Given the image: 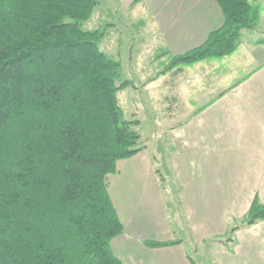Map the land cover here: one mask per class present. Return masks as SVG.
<instances>
[{
	"label": "trees",
	"instance_id": "1",
	"mask_svg": "<svg viewBox=\"0 0 264 264\" xmlns=\"http://www.w3.org/2000/svg\"><path fill=\"white\" fill-rule=\"evenodd\" d=\"M215 1L222 24L183 53L165 50L167 70L230 54L259 24L258 0ZM97 3L0 0V264H123L110 245L124 228L106 176L146 146L117 99L133 81L100 49L104 31L83 27ZM262 220L254 197L231 231Z\"/></svg>",
	"mask_w": 264,
	"mask_h": 264
},
{
	"label": "crops",
	"instance_id": "2",
	"mask_svg": "<svg viewBox=\"0 0 264 264\" xmlns=\"http://www.w3.org/2000/svg\"><path fill=\"white\" fill-rule=\"evenodd\" d=\"M118 2L145 11L140 22L170 54L199 45L223 22L215 0ZM161 72H169L170 105L167 114L153 112L156 154L145 145L118 159L116 171L106 176L124 228L111 239L112 251L123 264H192L188 256L198 263L184 237L174 236L167 188L176 212L184 215L182 230L196 256L200 243L209 241L214 264H264V220L231 231L254 197L264 201V4L257 27L243 30L230 54ZM147 82L141 84L145 89ZM226 233L231 240L215 241ZM176 238L180 242L159 247L142 242Z\"/></svg>",
	"mask_w": 264,
	"mask_h": 264
},
{
	"label": "rangeland",
	"instance_id": "3",
	"mask_svg": "<svg viewBox=\"0 0 264 264\" xmlns=\"http://www.w3.org/2000/svg\"><path fill=\"white\" fill-rule=\"evenodd\" d=\"M258 2L260 5L264 4V0H258ZM126 8L121 6L118 0H98L90 17L84 21L83 27L100 28L104 31L99 41L100 49L120 61L119 79L128 78L133 81L134 86L129 85L117 91V99L126 118L139 120V124L134 128L140 133V142L148 146L150 154L155 155L157 144L153 131L156 120L153 119V112L160 110L167 114L168 105H170L167 81L169 72L166 74L161 72L168 71L166 65L169 58L164 55L165 50L161 44L155 41L144 27V23L140 22L147 17L145 11H141L138 5ZM137 11H141L140 14L137 15ZM137 17L140 18L137 19ZM152 79L154 80L151 81ZM148 80L151 82H147ZM144 82L149 83L148 89L141 85ZM165 141L167 143V140ZM169 194L167 188L164 189L167 217L174 236L184 237L186 250L197 259V264H214L209 241L201 242L198 249L201 255H195L193 241L187 239L186 233L182 230L184 215L176 212V201L174 200L175 203H173ZM235 223L236 221L232 220L231 225ZM227 235L229 233H226L224 238Z\"/></svg>",
	"mask_w": 264,
	"mask_h": 264
}]
</instances>
